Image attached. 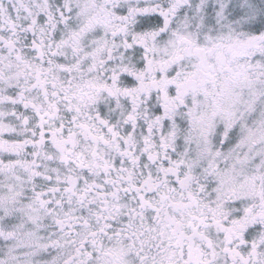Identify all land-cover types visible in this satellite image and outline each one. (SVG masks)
I'll return each instance as SVG.
<instances>
[{"label": "snow or ice", "instance_id": "snow-or-ice-1", "mask_svg": "<svg viewBox=\"0 0 264 264\" xmlns=\"http://www.w3.org/2000/svg\"><path fill=\"white\" fill-rule=\"evenodd\" d=\"M0 264H264V0H0Z\"/></svg>", "mask_w": 264, "mask_h": 264}]
</instances>
